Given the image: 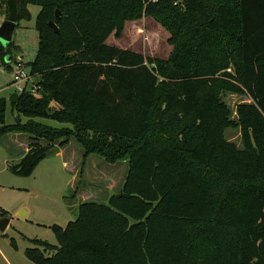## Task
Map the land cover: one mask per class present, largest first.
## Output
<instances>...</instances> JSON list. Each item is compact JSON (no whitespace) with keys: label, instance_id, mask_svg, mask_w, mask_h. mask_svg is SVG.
<instances>
[{"label":"trees","instance_id":"obj_1","mask_svg":"<svg viewBox=\"0 0 264 264\" xmlns=\"http://www.w3.org/2000/svg\"><path fill=\"white\" fill-rule=\"evenodd\" d=\"M173 1L16 0L17 25L31 17L28 4L39 6L30 72L40 78L41 95L25 91L10 102L18 114L12 123L0 100V138L72 136L84 156H128L117 193L106 203L83 201L74 220L51 226L57 245L28 239L33 247L24 252L33 263L264 264V0H182V11ZM1 4L8 14L6 0ZM132 7L174 34L167 61L105 43ZM180 15L182 25L174 23ZM8 45L0 46L1 57ZM6 56L0 62L9 67ZM218 90L249 100L235 109L241 149L222 136L231 122ZM191 128L194 138L186 135ZM51 152L29 143L8 166L30 175ZM206 232L226 239L210 251Z\"/></svg>","mask_w":264,"mask_h":264},{"label":"rangeland","instance_id":"obj_2","mask_svg":"<svg viewBox=\"0 0 264 264\" xmlns=\"http://www.w3.org/2000/svg\"><path fill=\"white\" fill-rule=\"evenodd\" d=\"M173 4L178 6L175 10L180 11L179 5H183V2L174 0ZM1 7L0 23L8 15L5 13L4 5L1 4ZM27 9L31 17L29 20L18 21L8 45L10 53L2 54L1 57L0 50L1 62L5 55L10 54L11 57L9 67L0 62V100L6 101L5 123H12L18 115L15 109L12 110V104L8 101V97L16 90L11 85L13 79L11 67L14 61L20 60L24 63L25 69L30 71V63L38 50L39 34L35 26V18L39 6L28 4ZM130 13L131 15L127 13L119 16L121 19L119 26L109 34L105 43L141 53L151 59L167 61L175 50L172 31L152 16L137 15L138 11L134 7L131 8ZM183 20L184 17L180 15L174 23L182 25ZM196 25V29L202 28L198 23ZM189 37L190 34L187 32L186 41ZM5 45L0 43V46ZM228 71H231V68H228ZM39 79V76H34L32 79L33 86L36 87L34 95L37 97L41 95V87L37 85ZM217 96L227 108L228 119L231 122V125L222 128V136L235 148L241 149V133L236 124L235 109L238 103L249 100L245 94L226 90H218ZM19 116L22 122L27 120L25 116L21 114ZM33 120L56 128H73L71 124L44 117H34ZM186 135L196 137V129L187 130ZM178 136L179 134L174 136V139H178ZM63 139L66 142L62 144L60 142ZM29 143L48 147L53 152L39 165L37 164L38 166L36 165L32 174L17 175L10 170L8 164L16 163L13 153L24 152ZM55 153H62L67 163V170L61 166L60 158ZM127 169L128 156L114 162L106 161L103 156L96 153L84 156L82 146L72 136L67 139L64 136L54 142L23 133H9L0 138V211L4 213V218L9 219L7 227L4 231H0V264H7L1 256L10 264H35L25 256V249L33 247V243L28 239L36 238L50 245H57L51 226L57 224L64 227L68 221L74 220L77 213L75 206L83 201L106 203L111 194L120 190ZM72 175L74 180L68 186ZM21 209L26 213L25 218L18 215ZM206 223L207 221L201 225L205 228ZM206 233L204 241L210 251L215 250L219 244H222L221 241L226 239L219 241L217 236Z\"/></svg>","mask_w":264,"mask_h":264},{"label":"water","instance_id":"obj_3","mask_svg":"<svg viewBox=\"0 0 264 264\" xmlns=\"http://www.w3.org/2000/svg\"><path fill=\"white\" fill-rule=\"evenodd\" d=\"M6 5H7V10H8V15L7 18L4 19L1 23H0V43L1 44H8L11 40L12 34L14 29L17 26V22L15 21L16 15H17V2L16 0H6ZM59 17V11L56 10L55 11V19H57ZM48 25L57 33L58 32V28L56 26V24L54 23V21H49ZM6 61H9V57L6 56L5 57ZM19 99V95L14 92L12 93L9 97H8V101L9 102H13L16 103L18 102ZM18 215L22 218H25V211L21 210L20 213H18ZM9 219L7 218H1L0 219V231H4V229L7 226Z\"/></svg>","mask_w":264,"mask_h":264},{"label":"built area","instance_id":"obj_4","mask_svg":"<svg viewBox=\"0 0 264 264\" xmlns=\"http://www.w3.org/2000/svg\"><path fill=\"white\" fill-rule=\"evenodd\" d=\"M11 70L13 71L11 85L15 87V92L18 95L25 91L34 94V91L36 90V87L35 85L33 86L32 82L34 75L25 69L24 63L20 60L14 61Z\"/></svg>","mask_w":264,"mask_h":264},{"label":"crops","instance_id":"obj_5","mask_svg":"<svg viewBox=\"0 0 264 264\" xmlns=\"http://www.w3.org/2000/svg\"><path fill=\"white\" fill-rule=\"evenodd\" d=\"M22 145L25 146V144H22ZM10 146H11V145H10ZM27 147H28V146L25 147V151H24V152L22 151L23 153H22V152H18V153H17V152H14V153H13L14 155H12V156L15 157V159H16L17 162L20 160V158L22 157V155L27 151ZM13 149H14V147H13ZM55 155L58 156V158H60L59 160H60V162H61V166H62L65 170H67V169H66V165H67V163H66V161H65L64 156L62 155V153H61V154H60V153H55ZM43 159H44V158H43ZM43 159H42V160H43ZM42 160H41V161H42ZM41 161H40V162H41ZM40 162L38 163V165L40 164ZM38 165H37V166H38ZM37 166H36V167H37ZM36 167H35V168H36ZM34 170H35V169H34ZM34 170H33V171H34ZM32 173H33V172H32ZM73 180H74V176L72 175V176L70 177V181L68 182V186L71 185V183L73 182ZM76 208H77V207L75 206V209H76ZM21 210H23V209H21ZM21 210H20L18 213H20ZM25 217H26V213H25ZM8 223H9V221H8ZM8 223H7V225H8ZM6 227H7V226H6ZM1 258H2L3 260H5V261L7 262V264H10V263L8 262V260H7L5 257L1 256Z\"/></svg>","mask_w":264,"mask_h":264}]
</instances>
